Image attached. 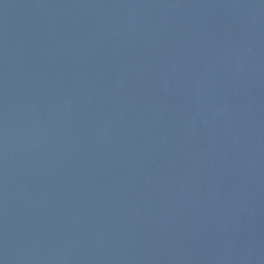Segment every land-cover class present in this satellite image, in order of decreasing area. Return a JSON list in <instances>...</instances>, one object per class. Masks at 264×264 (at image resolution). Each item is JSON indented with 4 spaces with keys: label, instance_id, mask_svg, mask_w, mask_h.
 <instances>
[{
    "label": "water",
    "instance_id": "obj_1",
    "mask_svg": "<svg viewBox=\"0 0 264 264\" xmlns=\"http://www.w3.org/2000/svg\"><path fill=\"white\" fill-rule=\"evenodd\" d=\"M0 264H264V0H0Z\"/></svg>",
    "mask_w": 264,
    "mask_h": 264
}]
</instances>
